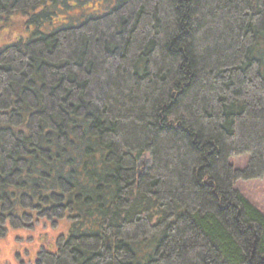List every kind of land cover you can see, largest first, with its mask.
Returning a JSON list of instances; mask_svg holds the SVG:
<instances>
[{
	"label": "trees",
	"instance_id": "16d2710c",
	"mask_svg": "<svg viewBox=\"0 0 264 264\" xmlns=\"http://www.w3.org/2000/svg\"><path fill=\"white\" fill-rule=\"evenodd\" d=\"M0 237L35 264H264V0H0ZM248 155L242 168L232 159Z\"/></svg>",
	"mask_w": 264,
	"mask_h": 264
},
{
	"label": "rangeland",
	"instance_id": "374dc122",
	"mask_svg": "<svg viewBox=\"0 0 264 264\" xmlns=\"http://www.w3.org/2000/svg\"><path fill=\"white\" fill-rule=\"evenodd\" d=\"M21 17L13 16L0 28V47L10 44L19 35L25 37L28 31L21 32ZM248 155L232 159L236 166L244 167ZM235 187L264 213V173L252 179H239ZM61 227L44 229L37 226L31 231H15L0 237V264H35L36 252L40 246L53 249L54 240Z\"/></svg>",
	"mask_w": 264,
	"mask_h": 264
}]
</instances>
